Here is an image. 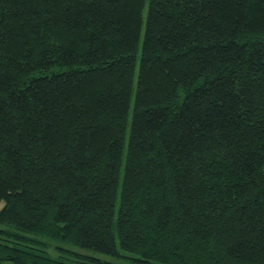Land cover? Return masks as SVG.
<instances>
[{
  "label": "trees",
  "instance_id": "1",
  "mask_svg": "<svg viewBox=\"0 0 264 264\" xmlns=\"http://www.w3.org/2000/svg\"><path fill=\"white\" fill-rule=\"evenodd\" d=\"M110 260L264 264V0H0V264Z\"/></svg>",
  "mask_w": 264,
  "mask_h": 264
},
{
  "label": "rangeland",
  "instance_id": "2",
  "mask_svg": "<svg viewBox=\"0 0 264 264\" xmlns=\"http://www.w3.org/2000/svg\"><path fill=\"white\" fill-rule=\"evenodd\" d=\"M145 12H146V10L144 11V14H145ZM52 244L55 245V243H52ZM74 250H76V249H74ZM76 251H78V252H80V253H82V254H90V252L83 251V250H76ZM48 253H49V255H51L52 257H57V255L60 254L59 251H57V250H49ZM95 256H98V257H104V256L96 255V254H95ZM110 261H113V262H115V263H117V264H127V263H124L123 261H119V260H110Z\"/></svg>",
  "mask_w": 264,
  "mask_h": 264
}]
</instances>
